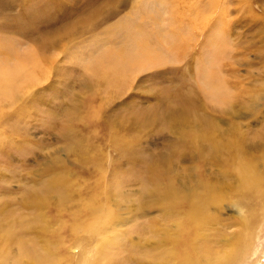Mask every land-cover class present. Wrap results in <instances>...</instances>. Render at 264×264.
Masks as SVG:
<instances>
[{
    "label": "rangeland",
    "instance_id": "obj_1",
    "mask_svg": "<svg viewBox=\"0 0 264 264\" xmlns=\"http://www.w3.org/2000/svg\"><path fill=\"white\" fill-rule=\"evenodd\" d=\"M222 1L0 0V83L15 86L0 91L7 264L33 255L43 264H80L85 251L88 264H140L138 256L142 264H208L228 254L235 239L245 254L238 264H264V186L242 189L237 159L241 149L264 153L263 52L256 51L260 40H251L255 28L246 29L253 53H241L235 44L245 29L236 25L219 71L235 62L237 79L221 82L238 85L213 99L206 76L218 74L209 52L221 34ZM247 1L255 7L258 0ZM233 13L231 21L242 15ZM145 51L154 55L142 54L132 68L121 63V56ZM204 120L211 126L203 139ZM256 156L264 176V155ZM159 165L164 179L154 191L151 166ZM58 175L65 187H51ZM97 185L115 227L105 238L74 237ZM210 190L213 201L201 218H190L192 198ZM166 191L192 194L168 207ZM34 194L48 201L44 215L25 208Z\"/></svg>",
    "mask_w": 264,
    "mask_h": 264
},
{
    "label": "bare ground",
    "instance_id": "obj_2",
    "mask_svg": "<svg viewBox=\"0 0 264 264\" xmlns=\"http://www.w3.org/2000/svg\"><path fill=\"white\" fill-rule=\"evenodd\" d=\"M261 2L263 4V6L260 5ZM247 4L249 5L247 0H224L220 4V6L222 8V10L219 13L221 34L218 35L216 40L213 38V41H211V42L215 43L216 48L214 46H210V52H209L211 54V56H212V61L215 62L217 60V62L219 64V66H218V74L206 76V82H207L206 84L208 85V87L211 86L208 89L210 91V88H211V92L214 94L213 95V99L215 98L217 101H221V100H223L225 98V96L222 93H220V88L226 89L229 92V90L231 88H235L236 85H238L236 82L230 81V80L228 82H221L222 79H227V78L228 79L229 78H231V79L232 78H236L237 79V71L236 70L239 67L237 66L238 68L237 69L235 68L236 65H237L235 62L227 65L226 74H225V72L223 74V73H221L219 71L220 68L223 70V64H226V63H222V61H223L222 58L224 57V54L226 53V51L231 47V43H233V41H234V40L231 41L230 38L235 33L234 29L236 28V25H238V27L241 28V29H245V31L243 33L241 32V33L238 34L237 38L238 39L242 38L241 42L242 41H246V42L244 44H242L241 42L237 41V43L235 44V46L238 45L239 47L242 48L241 49V53L243 51H245V55L250 54V52L253 53V51L251 50L252 43H250V42H253V41H249L250 39L247 40L248 38L246 37V29H247V31H253L255 28H259V32L256 31V36L255 35H254V37L251 36V38H252L251 40H255V41H257V40L259 41L260 40L259 43H261V45L256 49V51L257 50H261L263 52V57L260 58V59H263V69H264V0H258L257 1V5L255 7L247 6ZM229 6H239L238 9H236L235 7L234 8L236 9L237 12H240L239 14H242L241 17H239V18L235 17L236 19L231 21L232 19L230 18L231 17L230 14H232L233 12H236V11H232ZM258 14H260V15H258ZM98 23H99V20H98ZM98 23H96V24H98ZM228 23L231 24V28H227ZM259 34L261 36H259ZM216 52H217V54H215ZM142 54H143L144 58H146V59H150V56L154 55V54H151L150 51L149 52L145 51L144 53H136V54H134V57L130 56L127 61H126V59H124V56H121V59H120L122 61L121 63L123 65L127 66L126 68L135 67L140 62H142L139 59V58L142 57L141 56ZM250 65H251V63H250ZM121 69H122V67H121ZM225 69H226V67H225ZM219 73L223 74V76H225V77L224 78H223V76L220 77ZM209 78H210V80H208ZM215 80H217L218 82L215 83ZM238 80H240V79H238ZM232 84H235V85L232 86ZM13 87L15 88L13 83L8 84L7 81H5L4 83H0V91L1 92L3 91L4 93H8L9 94V91ZM180 122H182V121L180 120ZM203 123L207 124V125H204ZM203 123H202V131L199 132V135L202 136L203 139H204L206 136L209 135V133H207V131L210 128L211 123L206 122L205 120L203 121ZM195 133H196V131H195ZM198 139H199L198 137L197 138L193 137V141H197ZM186 142H188V140ZM190 146H191V144H190ZM253 150L254 151H258V149L256 147H251V148H248V149H241V153L237 154V159H238V162H239L238 172H239V175H240V186H241L242 189L246 190L247 192L260 191V188L262 186H264V176L257 169V162L255 161L257 159L256 155H261L262 156V155H264V153H259V152L258 153H253ZM183 154H184V152H183ZM183 154H182L181 158L183 157ZM128 155H130V156L135 158L134 154H128ZM184 157L186 158V160L188 162L193 161V159L190 158L189 156H184ZM95 161H96V159H95ZM202 163H204V165H207V164H205L204 155H203ZM160 167H161V165H159V166H151V172L150 173H151V175H154V179H153L154 183H152L153 186H154V191L158 190V188H159L158 184H160L159 181H162L164 179L163 173L160 172ZM97 179H100V178H97ZM65 183H66L65 177H63L62 175L61 176L58 175L57 177L52 179L50 185H51V187H54V188L55 187H61L62 188V187H65V185H66ZM94 187H93V189H95V190L92 189L94 192L91 190L92 195L88 197L89 199L86 202L85 207H84V210H85V218L84 219L85 220L84 219L83 220H79L76 224L74 223L75 225L72 227V231H73L74 237H76L75 235H77V234L83 233V234L88 235L90 237V239H94V238H98V237L105 238L106 237V235H105L106 231L109 230L111 227H113L115 225V223H112V222L115 221L117 216L115 214H113V211H111L109 209L106 210L105 207L103 208L101 206V204H100V201H99L98 197H97V194H99L98 191L100 189V185L99 186L97 185L96 188H94ZM194 191H195V189L192 191V193ZM166 192L167 193L165 195V199H167L169 201L168 204H167L168 207H170L171 203H173V202H174L173 206L174 205L175 206H182L180 204H182V203L184 204V201L188 200L191 197V194H192V193H187V194H184V195H181V196H176V194L174 195V193L172 191H166ZM182 192H184V191H182ZM213 197H214V192L212 190L204 192L203 195H200V194L195 195L192 198V200H191V202L189 204L188 216L190 218L194 219V220L200 219L201 215L203 214V211L206 209V206H207L206 203L208 202L209 199H210V201H213V199H211ZM184 198H186V199L184 200ZM26 200H27V198H26ZM47 202H45V198L44 197H40L37 194H34L33 196L29 197V200L27 202V207H25V208H28V209L33 210L34 212H37L35 214L39 213L40 215H44L40 211H42L44 209L45 203L47 204ZM148 203H150V201H147V204ZM141 206H142V208L144 210L148 207V205H141ZM33 211H31V212H33ZM24 216H26V215H24ZM21 217H23V216H21ZM36 218H39V217H37V215H36ZM40 218H42V217H40ZM23 219H24V217H23ZM75 219H76V217H75ZM72 224H71V226H72ZM9 227H11V226H9ZM9 227L5 226L4 228H8L9 229ZM1 229H3V228H1ZM11 229H10V231H11ZM12 231H11L10 235H12ZM2 232H4V231H2ZM8 233L9 232H7V234L5 233V235L8 236ZM10 239H12V236L10 237ZM247 239H249V238H247ZM0 241H1V238H0ZM4 242L5 243H2V244L0 243V264H7L8 258L11 257L9 252L7 251V248H8L7 246H8L9 243H8V241H4ZM103 242H105V241H103ZM12 244H13V241H12ZM27 244H29V243H27ZM244 244L245 243H243V245ZM21 245H23V243H21ZM20 247H22V246H20ZM28 247L30 248L31 246H28ZM24 248H25V246H24ZM10 250H11V248H10ZM21 250H23V249H21ZM26 250L28 251V249H25L24 252ZM36 251H38V250H36ZM83 251H85V250L83 249ZM227 253L228 254H225V255H222V256L218 257L214 261V263H208V264H238L239 260L241 259V257H243L245 255L244 254V250H242V248H241L240 241L237 240V239H235V241L232 242L231 251L229 250V251H227ZM24 255H26V254H24ZM29 255H26L27 256L26 259L29 258L28 257ZM85 255H86V251L82 255L80 264H88L87 261H86L87 258L85 257ZM35 256L36 255H33V258L30 259V261L28 259L29 262L25 263V264H43L42 260L41 259L40 260H36ZM52 256H53V254H52ZM22 259H24V258H22ZM138 259H140L139 256H138ZM138 259L135 258L134 260L139 262L140 264H142L141 260H138ZM151 260L153 261V260H155V258H151ZM20 264H22V263H20ZM48 264H49V262H48ZM51 264H60V263L57 261V262H54V263L52 262ZM153 264H167V262L166 261L159 262L158 260H156V262L153 263ZM183 264H193V263L190 262L189 260H185L183 262Z\"/></svg>",
    "mask_w": 264,
    "mask_h": 264
}]
</instances>
